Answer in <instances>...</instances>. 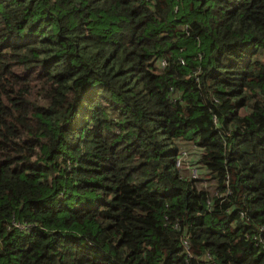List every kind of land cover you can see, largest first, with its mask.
Masks as SVG:
<instances>
[{"label":"trees","instance_id":"1","mask_svg":"<svg viewBox=\"0 0 264 264\" xmlns=\"http://www.w3.org/2000/svg\"><path fill=\"white\" fill-rule=\"evenodd\" d=\"M209 263L264 264V0H0V264Z\"/></svg>","mask_w":264,"mask_h":264},{"label":"rangeland","instance_id":"2","mask_svg":"<svg viewBox=\"0 0 264 264\" xmlns=\"http://www.w3.org/2000/svg\"><path fill=\"white\" fill-rule=\"evenodd\" d=\"M187 150L189 152L186 151V150H184V151L187 152V155H188V159H187V163L188 164H186L184 167H182L183 168V171H184V174L187 173V175H189L188 172H190L189 171L190 169H197L199 171L200 177H203L204 178V176H203V172L204 171L201 170V167H200V165L198 163H196V165H195L194 168L191 167L192 162H196V160L199 158V155H200L199 152L196 149H194V148H191V149L189 148ZM192 153L194 154L193 156H192ZM187 166H189V167H187Z\"/></svg>","mask_w":264,"mask_h":264},{"label":"built area","instance_id":"3","mask_svg":"<svg viewBox=\"0 0 264 264\" xmlns=\"http://www.w3.org/2000/svg\"><path fill=\"white\" fill-rule=\"evenodd\" d=\"M162 67L166 66V62H163L161 64ZM187 159H188V155L186 151H182L180 154V157L176 163V167L177 169H182V167H184L187 163ZM191 173H192V177L194 179H198L199 178V173L196 169H191ZM209 264H214V263H209Z\"/></svg>","mask_w":264,"mask_h":264}]
</instances>
